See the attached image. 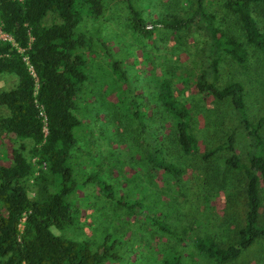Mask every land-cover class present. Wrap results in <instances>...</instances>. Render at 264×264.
<instances>
[{
	"label": "rangeland",
	"instance_id": "374dc122",
	"mask_svg": "<svg viewBox=\"0 0 264 264\" xmlns=\"http://www.w3.org/2000/svg\"><path fill=\"white\" fill-rule=\"evenodd\" d=\"M194 1L132 0L146 23L173 13L185 16ZM102 4L98 17H83L77 25L91 37V44L81 50L87 80L80 86L72 110L80 123L74 130L76 141L68 159L75 182L70 199L77 216L56 233L85 240L93 250L107 237L106 244L114 242L124 257L119 261L106 259L103 264H159L161 255L167 252L178 254L183 264H264V235L236 258L221 262L194 246L196 236H208L226 246L236 239L237 229L244 224L242 170L224 163L228 150L211 155L205 151L224 141L233 128V147L240 161L246 162L248 149L245 132L236 127L230 100L214 98L195 87L194 80L205 65L204 33L193 25L179 31L158 28L153 39H148L132 32L121 0H102ZM203 7L214 15L218 28L243 40L240 22L226 9L224 0H204ZM252 14L264 30L262 9L255 6ZM57 21L52 12L42 19L45 25ZM246 50L243 64L221 53L216 83L222 86L238 81L243 89V112L254 121L264 112V55L253 46L246 45ZM113 61L120 62L124 79L113 73ZM162 78L169 80L174 96L188 108L189 124L197 140L188 154L181 151L173 120L156 98V86ZM15 82L14 75L0 73V90ZM133 110L139 111L138 117ZM4 113L6 109L0 107V114ZM259 132L264 147V125ZM19 143L24 144L23 153L27 155L30 140L20 141L0 129L1 164L11 162V149ZM154 145L161 150L162 159L180 168L177 175L147 165L146 155ZM30 160L34 162L33 157ZM35 174L23 182L29 198L39 190ZM88 175L111 184L114 199L120 196L123 201H136L141 214H130L94 183H85ZM46 183L53 189L56 178L48 176ZM258 198L257 221L264 225L261 180ZM147 213L162 220L172 233L160 230L145 216Z\"/></svg>",
	"mask_w": 264,
	"mask_h": 264
},
{
	"label": "trees",
	"instance_id": "16d2710c",
	"mask_svg": "<svg viewBox=\"0 0 264 264\" xmlns=\"http://www.w3.org/2000/svg\"><path fill=\"white\" fill-rule=\"evenodd\" d=\"M121 3L131 21L130 29L140 36L153 39L158 28L179 31L193 25L206 37L205 65L194 80L195 87L214 98L230 100L236 113V127L245 132L248 149L246 162L240 161L233 147V128L224 141L205 153L230 152L224 163L242 170L245 176V211L244 224L237 229L233 242L221 246L208 236H196L193 242L197 251L215 261L234 259L264 235V225L257 221L259 180L264 185V147L259 132L264 125V112L254 121L248 120L243 112L242 85L231 81L219 86L216 79L222 52L239 64L246 60V45L264 55V30L252 14L255 6L264 13V0H224L226 9L236 14L240 22L242 41L215 25L214 15L204 10V0H195L185 16L162 15L148 23L132 0ZM102 9V0H0V28L11 37V41L0 39V73L16 78L12 87L0 90V107L6 109V113L0 114V129L15 139L31 142L27 155L23 153L24 144L19 143L11 149V162L0 163V264H103L106 259L119 261L124 257L117 252L114 242L106 244L107 237L93 250L85 240L56 233L77 216L70 199L75 182L68 159L76 141L74 130L80 123L72 110L80 86L87 80L86 59L81 50L91 44V37L77 25L83 17H98ZM47 12L55 13L59 21L43 24ZM119 63L112 62L113 73L124 79L125 71ZM156 98L173 120L181 151L190 153L197 140L189 124L188 108L174 96L169 80L162 78L156 86ZM132 112L138 117L139 111ZM160 151L157 145L151 147L146 155L147 165L177 175L180 168L162 159ZM34 172L39 190L29 198L23 182ZM48 176L56 178L53 189L46 183ZM83 181L94 183L130 214H141L136 201H123L120 196L114 199L111 184L93 175ZM145 216L160 230L172 233L155 215ZM159 264L183 263L178 254L167 252L161 255Z\"/></svg>",
	"mask_w": 264,
	"mask_h": 264
},
{
	"label": "built area",
	"instance_id": "2783aa9c",
	"mask_svg": "<svg viewBox=\"0 0 264 264\" xmlns=\"http://www.w3.org/2000/svg\"><path fill=\"white\" fill-rule=\"evenodd\" d=\"M0 39H6V40H9L11 41V37L8 33H5L1 30L0 28ZM23 219V218H22Z\"/></svg>",
	"mask_w": 264,
	"mask_h": 264
}]
</instances>
